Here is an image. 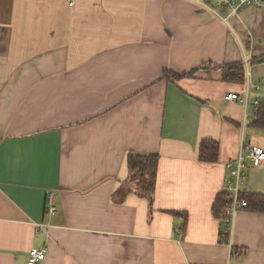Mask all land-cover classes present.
<instances>
[{"label": "crops", "instance_id": "1", "mask_svg": "<svg viewBox=\"0 0 264 264\" xmlns=\"http://www.w3.org/2000/svg\"><path fill=\"white\" fill-rule=\"evenodd\" d=\"M223 15L194 0H0V264L33 249L37 264H264V212L240 210L224 238L212 211L225 164L264 149L224 101L264 97L220 69L247 55L264 89V1ZM202 140L214 162L198 160ZM128 153L158 156L155 189L129 181L118 204ZM243 194L264 196V162Z\"/></svg>", "mask_w": 264, "mask_h": 264}, {"label": "built area", "instance_id": "2", "mask_svg": "<svg viewBox=\"0 0 264 264\" xmlns=\"http://www.w3.org/2000/svg\"><path fill=\"white\" fill-rule=\"evenodd\" d=\"M264 0H194L195 3L212 10L218 8L226 14L222 18L224 23H228V19L238 14L242 9L251 5H260ZM69 6H73L75 0H67ZM221 18V17H220ZM244 75L247 83V88H252L256 92H260L264 97V89L260 83L253 84L251 82V72L249 67V57H243ZM225 102H238L243 109V123L242 126L251 123L257 118L260 99L256 98L251 104L248 102L247 96L240 97L238 94H228L224 97ZM245 153V154H243ZM264 162V149L255 145L241 146V151L238 157L225 164L226 177L221 190L224 199V209L222 218V234L224 236L230 235V229L234 223L236 214L247 208V202L243 198V188L246 184V172L248 166L259 167ZM46 212L48 215L56 213V207L53 203V193H48L46 197ZM181 236V234H180ZM179 236V237H180ZM232 256H240L238 251H232ZM45 258V251L31 250L28 254V264H37Z\"/></svg>", "mask_w": 264, "mask_h": 264}, {"label": "trees", "instance_id": "3", "mask_svg": "<svg viewBox=\"0 0 264 264\" xmlns=\"http://www.w3.org/2000/svg\"><path fill=\"white\" fill-rule=\"evenodd\" d=\"M222 71V80L228 83H243L244 80V67L243 63H234L229 65H223L220 67ZM187 76H191L188 74ZM168 82L177 80L180 76L171 72H165L162 76ZM249 127L252 129L264 132V98L260 100L259 110L257 118L250 123ZM218 156V144L215 141L202 140L198 148V160L204 163H211L217 159ZM158 166V156L156 155H139L134 153H128L124 160V168L122 171V177L118 181V188L114 193L112 199L115 203H122L125 195L130 193V183H136L137 195L151 199L155 189L156 172ZM130 181V183H129ZM123 191H122V190ZM243 198L247 202V210L262 213L264 212V196L254 194H243ZM224 199L223 195L219 194L216 198L212 211L215 217L223 218ZM222 237L223 234H222ZM225 238V237H224ZM227 243V241L225 240ZM232 251H237L233 249ZM240 256L243 252L238 251Z\"/></svg>", "mask_w": 264, "mask_h": 264}, {"label": "rangeland", "instance_id": "4", "mask_svg": "<svg viewBox=\"0 0 264 264\" xmlns=\"http://www.w3.org/2000/svg\"><path fill=\"white\" fill-rule=\"evenodd\" d=\"M225 16H226V14L223 15V17H225Z\"/></svg>", "mask_w": 264, "mask_h": 264}]
</instances>
